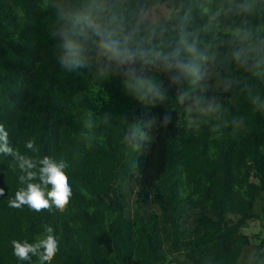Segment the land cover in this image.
Returning <instances> with one entry per match:
<instances>
[{
	"label": "trees",
	"instance_id": "16d2710c",
	"mask_svg": "<svg viewBox=\"0 0 264 264\" xmlns=\"http://www.w3.org/2000/svg\"><path fill=\"white\" fill-rule=\"evenodd\" d=\"M181 1L153 22L174 0H0V123L37 172L22 184L0 152V264H40L12 241L45 225L51 264H240L254 240L247 264H264V237L244 232L264 198V0ZM96 26L136 60L102 54ZM177 50L197 76L169 66ZM44 156L68 165L65 211L9 207Z\"/></svg>",
	"mask_w": 264,
	"mask_h": 264
},
{
	"label": "clouds",
	"instance_id": "9594fccd",
	"mask_svg": "<svg viewBox=\"0 0 264 264\" xmlns=\"http://www.w3.org/2000/svg\"><path fill=\"white\" fill-rule=\"evenodd\" d=\"M95 34L99 37L98 47L102 54L107 56L110 60H116L121 64L133 62L137 58V51L128 46V40L130 37H125L122 42L121 39L116 37L115 32L105 33L99 26L95 27ZM237 29V32H240ZM242 38H247L245 34ZM184 50L190 55H198V49L195 46V42H185ZM242 53L237 51L234 53V58L240 60ZM168 60V57H164ZM170 67H175L182 73H187L192 76L199 74V68L191 63L186 62L179 58V51L175 53L173 62H170ZM149 90L155 86L148 82ZM169 117L165 116V123L169 121ZM8 133L5 131V127L0 123V152L11 154L19 162V168L26 175L19 177L20 182L23 184L25 181H33L37 177V172L31 171L36 168V163L31 157H26L14 152L7 144ZM26 148L32 151H38L35 140L29 139L26 143ZM39 183H27L26 188H20L16 194L15 199L9 201V207L21 208L23 205H27L33 211L39 212L41 210H50L53 207L60 212L65 211L66 206L70 202L72 190L69 184L68 176L65 169L68 165L64 161L59 163L55 162L49 156H44L39 160ZM51 186L50 188L48 186ZM4 195V189L0 188V196ZM46 235L39 238L36 243L30 244L27 241L23 243L13 240V253L20 260H29V254L38 255L40 264H51L52 259L59 250V242L56 236L53 234L54 229L50 225H45ZM42 249V251H41Z\"/></svg>",
	"mask_w": 264,
	"mask_h": 264
},
{
	"label": "rangeland",
	"instance_id": "374dc122",
	"mask_svg": "<svg viewBox=\"0 0 264 264\" xmlns=\"http://www.w3.org/2000/svg\"><path fill=\"white\" fill-rule=\"evenodd\" d=\"M175 12V5L163 4L152 8L147 14L146 18L153 22H157L163 18H168L172 16ZM264 197V196H263ZM254 211L259 214L261 220L252 221L247 227L244 228V232L249 236L257 237L259 235L261 238L264 237V198L263 200H258L255 204ZM259 240H254L253 244L246 249L244 256L240 260V264H247L253 256L255 245L259 244Z\"/></svg>",
	"mask_w": 264,
	"mask_h": 264
},
{
	"label": "water",
	"instance_id": "95a60500",
	"mask_svg": "<svg viewBox=\"0 0 264 264\" xmlns=\"http://www.w3.org/2000/svg\"><path fill=\"white\" fill-rule=\"evenodd\" d=\"M174 2H175L176 7H182L183 6V2L181 0H174Z\"/></svg>",
	"mask_w": 264,
	"mask_h": 264
}]
</instances>
